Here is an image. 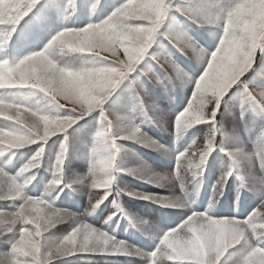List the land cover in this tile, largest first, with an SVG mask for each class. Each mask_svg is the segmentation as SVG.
Instances as JSON below:
<instances>
[{
  "label": "clouds",
  "instance_id": "1",
  "mask_svg": "<svg viewBox=\"0 0 264 264\" xmlns=\"http://www.w3.org/2000/svg\"><path fill=\"white\" fill-rule=\"evenodd\" d=\"M38 3L28 0L18 11L14 0H0V202H10L0 210V264H108L120 257L137 264H264V71H257L264 68V0H111L107 10L106 0H66L64 21L47 42L13 53L22 21ZM82 4L86 22L71 23ZM125 83L133 116L107 107ZM149 85L165 95L190 89L187 103L169 114ZM235 97L240 127L227 132L222 109ZM94 114L99 128L87 169L69 177V132ZM137 118L170 133L177 147L191 138L182 150L170 149ZM53 138L59 148L50 158ZM124 141L174 167L155 168ZM214 154L220 166L209 186ZM42 171L50 178L33 194ZM124 177L164 192L141 191ZM230 187L231 214H221ZM65 190L85 197L83 212L59 206ZM125 196L182 215L175 226L158 224L131 212ZM248 196L255 207L245 215ZM109 198L113 211L97 226L91 220ZM125 219L151 249L117 234Z\"/></svg>",
  "mask_w": 264,
  "mask_h": 264
},
{
  "label": "trees",
  "instance_id": "2",
  "mask_svg": "<svg viewBox=\"0 0 264 264\" xmlns=\"http://www.w3.org/2000/svg\"><path fill=\"white\" fill-rule=\"evenodd\" d=\"M53 0H39V3L36 5V7L33 8V10L30 12V14L25 17L24 21H22L21 26L15 36V39L22 36V34L25 36L26 31L29 29V25L32 21L37 20L38 26L34 30H31L30 35L31 38L29 43L30 50L32 49H38L42 47L47 40L50 38V36L55 32L63 23L64 19H59V13L58 10L55 9V5H57V2L52 3ZM55 1V0H54ZM61 1V0H58ZM58 2L59 4H65ZM111 0H106V8L110 6ZM66 14V12H64ZM87 18V9L86 6L83 4L81 5V8L77 14L76 17L73 18L71 23L82 25L86 22ZM42 29V31H41ZM38 37H41L42 41L40 44H38ZM14 43V42H13ZM186 66L188 67H194L191 65L188 61H183ZM258 72L264 71V68H258ZM259 79V77H257ZM123 86L125 88L123 89ZM119 91L113 96V98L109 101V104L107 107L109 109L116 113V114H125L130 113L131 116L134 115V100L132 95V90L127 83L123 85ZM149 91L151 93V96L153 99L157 101V103L160 105V107L167 113L172 114L176 111H179L184 104H186L188 94L190 93V89L187 92H181L179 90H176L175 92H172L170 90L168 95H165V93L155 86L149 85ZM175 95L176 101L173 102L171 97ZM238 102L239 98L235 97L229 100L227 109H222L223 111V123L225 125V130L227 132H231L234 128H239V120H238ZM179 106H182L179 108ZM179 108V110L177 109ZM140 119H144L145 124V130L154 138H156L161 144H164L168 146L170 149L175 150H182L183 147L186 146V144L189 142L191 138V134L188 138L185 139L178 147L173 144V138L170 133L162 131L158 126L151 123L150 120L147 118H137V122H140ZM98 114H94L92 117H88L85 120L81 121L80 124L76 125L73 129L70 130L69 136H70V148H69V156L68 160L65 162L66 172L69 177H76L80 174H83L88 166V160L85 159L84 155L87 153L88 150V144H91V137L93 133L99 128L98 124ZM59 139L60 138H53L52 141L49 142L48 146V152L49 157L54 158L55 153L58 151L59 148ZM127 147L133 149L136 153H138L139 157L143 159V161L153 165L155 168L160 170H171L174 167V161L170 160L168 158H165L161 154L151 151L149 149L140 147L137 144H133L131 142H123ZM135 160H129L128 163H135ZM19 166V163L16 165ZM220 166V157L219 155L214 154V158L210 161V170L208 173V185L210 186L211 182L215 179V176L218 172ZM50 178V173L46 171H42L41 177L38 179V182L33 189V194H38L39 191L42 190L43 184ZM122 183H127L129 186L137 188L141 191L145 192H151V193H163L164 190L156 188L152 185L143 184L139 181L133 180L130 177H124L122 180ZM209 195V187L206 186L202 201H201V207L203 204L207 201ZM123 202L125 206L134 213L139 214L142 217H145L149 219L152 222L167 225V226H175V224L179 221V218L181 217L180 212L176 211H170V210H164L160 209L155 205H152L145 201H138L134 200L129 197H123ZM233 201H234V195L232 188L230 187L228 192L226 193L225 200L223 202V207L221 209V214H231V210L233 207ZM59 206L61 207H67L72 209L73 211L77 212H83L84 208L86 207V199L82 195H76L73 194L70 190H65V193L61 196L60 201L58 202ZM10 206L9 203L0 202V210H3L4 208H8ZM255 207V201L252 197L248 196L245 198L244 206H243V213L247 214V212L251 211V209ZM113 211L111 207V198H109V201H107L103 208H101L96 216L92 218L91 222L96 224L97 226H101L103 224V221L106 219V217L110 214V212ZM120 218L117 217V220ZM113 227H116V222L113 221ZM125 229H128V221L122 220L120 221V226L118 229L117 234L121 238L130 239L134 242L141 244L146 249H151L152 245L151 242L144 239L140 233L136 232L133 229H128V231H125ZM65 230V227L62 226L61 228L57 229L58 232H63ZM0 247H3L0 245ZM137 264L136 260H130L127 258H112L108 261V264ZM94 264H106L105 260L103 258H97L94 262Z\"/></svg>",
  "mask_w": 264,
  "mask_h": 264
},
{
  "label": "rangeland",
  "instance_id": "3",
  "mask_svg": "<svg viewBox=\"0 0 264 264\" xmlns=\"http://www.w3.org/2000/svg\"><path fill=\"white\" fill-rule=\"evenodd\" d=\"M54 2H57V5H55V9H57L58 10V13H59V19L61 18V19H64V17H65V9H64V7H63V5L64 4H59L58 2H62V0L61 1H58V0H53L52 1V3H54ZM64 2H66V0L65 1H63V3ZM30 14V13H29ZM28 14V15H29ZM36 26H38V21L37 20H35V21H32L31 23H30V25H29V29L26 31V35L24 36L23 34H22V36H20V37H18V38H14V43H13V45H12V48H11V51L13 52V53H20V52H25V51H28V50H30V49H28L30 46H29V43H30V38H31V35H30V32H31V30H34L35 28H36ZM41 31H42V29H41ZM55 32H53V34H54ZM52 34V35H53ZM51 35V36H52ZM50 36V37H51ZM42 41V39H41V37H38V44H40V42ZM125 88V86H123V89ZM128 89H130V87H128ZM186 103H187V101H186ZM185 105V104H184ZM183 105V106H184ZM182 106H179V108H181ZM133 108V110H134V106L132 107ZM179 108H177L178 110H179ZM119 115H124V116H131L130 115V113H125V114H119ZM98 124H99V121H98ZM144 126H145V124H144ZM98 130V129H97ZM96 130V131H97ZM96 131L93 133V135H92V139H91V144L89 143L88 144V150H87V153H85V155H84V157H85V159H87L88 160V152H89V149H90V147H91V145H92V141H93V136H94V134L96 133ZM125 142V141H124ZM123 143V142H122ZM98 163H99V161H98ZM104 207V205L101 207V208H103Z\"/></svg>",
  "mask_w": 264,
  "mask_h": 264
},
{
  "label": "snow or ice",
  "instance_id": "4",
  "mask_svg": "<svg viewBox=\"0 0 264 264\" xmlns=\"http://www.w3.org/2000/svg\"><path fill=\"white\" fill-rule=\"evenodd\" d=\"M18 11L26 10L28 6V0H14Z\"/></svg>",
  "mask_w": 264,
  "mask_h": 264
}]
</instances>
